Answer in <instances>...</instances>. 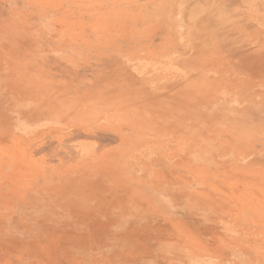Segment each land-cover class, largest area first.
<instances>
[{
  "label": "rangeland",
  "instance_id": "1",
  "mask_svg": "<svg viewBox=\"0 0 264 264\" xmlns=\"http://www.w3.org/2000/svg\"><path fill=\"white\" fill-rule=\"evenodd\" d=\"M0 264H264V0H0Z\"/></svg>",
  "mask_w": 264,
  "mask_h": 264
},
{
  "label": "bare ground",
  "instance_id": "2",
  "mask_svg": "<svg viewBox=\"0 0 264 264\" xmlns=\"http://www.w3.org/2000/svg\"><path fill=\"white\" fill-rule=\"evenodd\" d=\"M24 245V244H23ZM45 248V247H44Z\"/></svg>",
  "mask_w": 264,
  "mask_h": 264
}]
</instances>
